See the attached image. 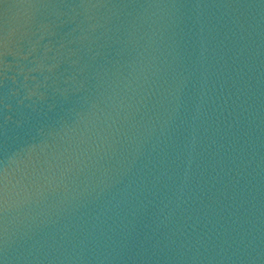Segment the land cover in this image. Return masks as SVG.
<instances>
[{
    "label": "water",
    "instance_id": "95a60500",
    "mask_svg": "<svg viewBox=\"0 0 264 264\" xmlns=\"http://www.w3.org/2000/svg\"><path fill=\"white\" fill-rule=\"evenodd\" d=\"M0 264H264V0H0Z\"/></svg>",
    "mask_w": 264,
    "mask_h": 264
}]
</instances>
